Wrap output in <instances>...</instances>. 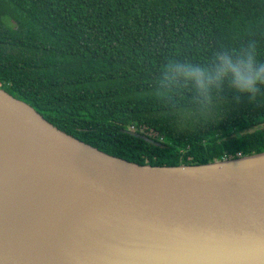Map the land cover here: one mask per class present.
<instances>
[{
  "label": "trees",
  "instance_id": "obj_1",
  "mask_svg": "<svg viewBox=\"0 0 264 264\" xmlns=\"http://www.w3.org/2000/svg\"><path fill=\"white\" fill-rule=\"evenodd\" d=\"M252 50L264 61V0H0V87L140 164L264 151V86L183 75Z\"/></svg>",
  "mask_w": 264,
  "mask_h": 264
},
{
  "label": "water",
  "instance_id": "obj_2",
  "mask_svg": "<svg viewBox=\"0 0 264 264\" xmlns=\"http://www.w3.org/2000/svg\"><path fill=\"white\" fill-rule=\"evenodd\" d=\"M0 264H264V151L140 164L0 87Z\"/></svg>",
  "mask_w": 264,
  "mask_h": 264
},
{
  "label": "clouds",
  "instance_id": "obj_3",
  "mask_svg": "<svg viewBox=\"0 0 264 264\" xmlns=\"http://www.w3.org/2000/svg\"><path fill=\"white\" fill-rule=\"evenodd\" d=\"M183 75L187 79L195 78L201 87L202 76L206 75L209 80L214 78L218 85H222L227 77L234 92L239 95H249L251 100L261 90V86H264V61L257 59L255 50L244 51L235 59L223 58V66L218 67L214 76L207 70L191 66L185 68Z\"/></svg>",
  "mask_w": 264,
  "mask_h": 264
},
{
  "label": "built area",
  "instance_id": "obj_4",
  "mask_svg": "<svg viewBox=\"0 0 264 264\" xmlns=\"http://www.w3.org/2000/svg\"><path fill=\"white\" fill-rule=\"evenodd\" d=\"M132 128L134 129V128H135V126L133 125V126H132ZM141 129H142V130H145V127H144V128H143V127H141Z\"/></svg>",
  "mask_w": 264,
  "mask_h": 264
}]
</instances>
